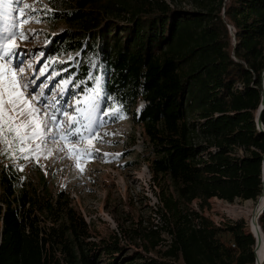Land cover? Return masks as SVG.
<instances>
[{
	"label": "trees",
	"instance_id": "trees-1",
	"mask_svg": "<svg viewBox=\"0 0 264 264\" xmlns=\"http://www.w3.org/2000/svg\"><path fill=\"white\" fill-rule=\"evenodd\" d=\"M68 2L58 14L67 27L44 54L80 52L63 65L67 95L100 80V106L130 118L152 183L171 180L175 194L159 196L163 223L133 225L131 241L97 237L68 190L53 191L42 173L20 187L17 168L1 165L0 264H256L245 221L215 225L182 204L262 195L264 0H191L194 9L167 0ZM259 224L264 233V214ZM131 243L141 250L130 252Z\"/></svg>",
	"mask_w": 264,
	"mask_h": 264
},
{
	"label": "rangeland",
	"instance_id": "rangeland-1",
	"mask_svg": "<svg viewBox=\"0 0 264 264\" xmlns=\"http://www.w3.org/2000/svg\"><path fill=\"white\" fill-rule=\"evenodd\" d=\"M68 1L23 0L25 4L35 7L38 11L31 13L30 22L26 24L22 22L25 19L23 14L13 12L12 16L21 21L19 30L25 32L27 36V39H18L14 43H18L20 50L26 53L22 57L25 66L23 75L26 82L33 81L28 92L31 93L35 88L38 94L43 89L44 96L48 98L50 104L54 103L57 108L66 109L69 114H73L71 105L78 99H87L91 96L100 104L101 98L98 94L101 81L98 80L93 88H87L83 93H75L73 98L69 97L67 92L72 86V78L69 77L67 67L63 65L79 59L80 52H69L50 58L44 54L51 37L67 27L58 14L69 8ZM167 1L178 8L194 9L191 0ZM19 7L22 8L23 5ZM28 65L31 66L28 67ZM65 81L68 83L65 84ZM61 86L65 89L63 93L60 92ZM52 97H55V101ZM142 105L140 104V107ZM52 110L49 109V111ZM100 110L103 112L108 109L100 106ZM56 114L58 119H63L59 113ZM120 116L122 117L120 119L104 117L107 123L99 130V135L103 137L102 143L86 140L83 145H78L95 149L92 158L78 161L69 159L64 153L56 152L54 146H50L53 148L51 155L37 154L38 160L13 159L0 155V166L4 165L9 169L11 166L17 168L19 172L16 173L19 177L17 184L20 187L27 180L38 182L42 173L53 191L66 189L71 193L75 206L90 223L97 237H110L117 234L129 242L135 238L130 230L133 225L163 223L164 217L161 218L155 214L159 196L163 195L164 191L166 193L172 191L174 194L175 191L171 180L161 179L156 184L152 183L150 170L139 156L143 151V135L134 128L127 115ZM68 148L69 146L65 145L66 151ZM242 154V149H237V156ZM77 162L80 163L83 171L76 166ZM182 207L185 210L197 211L215 225L243 220L250 231L252 218L260 205L259 198L228 202L215 197L210 200V205L204 208L197 200L196 203H183ZM138 241L140 244V240ZM130 245V252L141 250L137 244ZM109 262L105 260L103 264Z\"/></svg>",
	"mask_w": 264,
	"mask_h": 264
},
{
	"label": "snow or ice",
	"instance_id": "snow-or-ice-1",
	"mask_svg": "<svg viewBox=\"0 0 264 264\" xmlns=\"http://www.w3.org/2000/svg\"><path fill=\"white\" fill-rule=\"evenodd\" d=\"M36 11L38 9L23 0H0V155L38 160L39 155L44 153L51 155L53 148L50 146H54L56 152L64 153L69 159L87 160L93 157L96 150L78 145H83L86 140L102 143L99 130L107 123L104 117H122L118 108L102 112L99 102L91 96L78 99L71 105L73 114H69L66 109L50 104L43 89L38 94L35 88L28 92L33 81L26 82L23 75L25 66L22 57L26 53L20 50L18 43H14L18 39H27V36L19 30L21 21L12 13L23 14L25 19L22 22L26 24L30 22L31 13ZM64 90L61 86L60 92ZM52 100L55 101V97ZM50 108L53 110L49 111ZM56 113L63 119H58ZM65 145L69 146L68 151ZM76 166L83 171L79 162Z\"/></svg>",
	"mask_w": 264,
	"mask_h": 264
},
{
	"label": "bare ground",
	"instance_id": "bare-ground-1",
	"mask_svg": "<svg viewBox=\"0 0 264 264\" xmlns=\"http://www.w3.org/2000/svg\"><path fill=\"white\" fill-rule=\"evenodd\" d=\"M259 205H260V208H257V212L256 214L254 215V217L252 218V221H251V224H250V227H251V230L250 232H254L258 238H259V245L257 247V259H258V263L257 264H263L264 262V233L263 231L258 229L257 227V217H258V214L260 213V211L263 209L264 207V188H263V192H262V195H260L259 197Z\"/></svg>",
	"mask_w": 264,
	"mask_h": 264
},
{
	"label": "water",
	"instance_id": "water-1",
	"mask_svg": "<svg viewBox=\"0 0 264 264\" xmlns=\"http://www.w3.org/2000/svg\"><path fill=\"white\" fill-rule=\"evenodd\" d=\"M263 109H264V96H263V99H262V102H261V105L259 107L258 114H257V124H258V126H259L260 129H263L264 130V124H263L262 118H261V114H262ZM263 183H264V163H263ZM263 214H264V207L260 211V213L258 214L257 221H256L257 222V227H258L259 230L261 228L260 227V224H259V219L262 217ZM251 233L256 237V240H257L256 247H255L256 264H257L258 263V259H257V251L256 250H257V247L259 245V238H258V236L254 232L251 231Z\"/></svg>",
	"mask_w": 264,
	"mask_h": 264
},
{
	"label": "built area",
	"instance_id": "built-area-1",
	"mask_svg": "<svg viewBox=\"0 0 264 264\" xmlns=\"http://www.w3.org/2000/svg\"><path fill=\"white\" fill-rule=\"evenodd\" d=\"M194 203H196V201H194ZM236 245L235 244H233V247H235Z\"/></svg>",
	"mask_w": 264,
	"mask_h": 264
}]
</instances>
